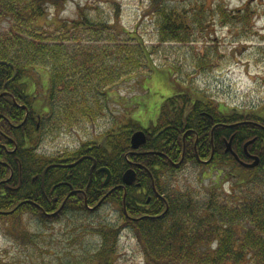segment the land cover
I'll return each mask as SVG.
<instances>
[{
	"label": "trees",
	"instance_id": "trees-1",
	"mask_svg": "<svg viewBox=\"0 0 264 264\" xmlns=\"http://www.w3.org/2000/svg\"><path fill=\"white\" fill-rule=\"evenodd\" d=\"M169 1L152 0L154 13L160 19L159 40L161 43L187 41L192 28L190 12L188 8L178 11L167 8L165 3ZM62 2L0 0V218L8 219L9 227L17 233L21 216L27 212L47 223L65 214L69 206L96 212L101 205L113 202L121 209L120 223L100 224L102 245L96 254H82L74 257L76 261L69 259L67 264H113L111 257L120 227L136 234L150 264H264V192L255 193L261 187L257 173L264 181V118L261 116L227 113L211 100L199 98L192 89L183 91L173 85L174 95L163 104L158 125L145 130L148 140L139 151L131 148V137L142 129L131 132L130 123L108 132L104 142L95 148L86 143L73 153L56 156L39 153L44 124L51 123V115L55 127L61 125L64 116L71 125L83 117L90 122L98 115L101 104L99 100L88 99L107 98L108 94L100 92V88L117 84L121 80L118 71L124 78L141 68L138 52L124 47L112 51L100 47L95 53L77 46L67 51L64 44L76 39L79 30L90 31L91 35L96 30L98 35L104 29L89 18L75 20L69 28L65 23L59 29H49L47 23H41L47 19L43 17L49 8L57 9ZM191 5L195 18H203L202 26L211 21L207 20L210 15L212 19L221 15L220 19L230 24L246 20L251 13L243 9L232 18L221 5L210 9L205 3ZM109 39L115 41L111 36ZM145 53L141 50L140 56ZM212 59L210 53L203 57L202 66ZM39 70H48L50 77L45 99L48 114L40 121L38 130V113L34 111L38 96L28 80L33 81L34 72L40 75ZM93 81L97 85L93 86ZM82 83L89 91L81 93ZM253 139L256 140L248 151L260 158V165L247 169L241 162L250 161L244 148ZM231 140L241 162L227 152ZM183 154L184 161L178 166ZM83 157L89 158L75 167H58ZM207 160L210 162L204 163ZM93 161L97 167L91 177ZM187 162L201 167L217 165L220 172L227 170L224 168L227 166L231 170L226 171L227 177L237 180L234 187L248 191L238 196V200L235 195L221 200L214 195L205 202L185 193L167 194L169 176ZM49 165L56 167L47 172L43 182V173ZM101 168L111 173L107 184V173H99ZM129 169L136 172L137 180L128 187L124 186L123 174ZM48 183H61V186L53 190ZM64 189V194L59 195ZM72 190L83 193L70 195ZM63 201L66 203L61 209ZM22 236L28 238L27 234ZM213 243L216 249L210 252L207 246ZM0 264L4 263L0 261Z\"/></svg>",
	"mask_w": 264,
	"mask_h": 264
},
{
	"label": "rangeland",
	"instance_id": "rangeland-1",
	"mask_svg": "<svg viewBox=\"0 0 264 264\" xmlns=\"http://www.w3.org/2000/svg\"><path fill=\"white\" fill-rule=\"evenodd\" d=\"M191 1L195 5L205 3L208 9L224 6L232 18L243 9L251 13L246 20L230 24L223 22L221 15L213 19L210 15L207 20L211 21L202 26L203 18H195ZM165 4L177 11L188 8L192 28L187 41L160 42V19L154 13L152 0H63L59 8L47 10L43 17L47 19L41 23H47L49 29H59L65 23L69 28L80 18H89L104 29L98 35L96 30L92 35L85 29L79 30L76 39L64 44L67 51L77 46L90 48L95 53L100 47L110 51L124 47L138 52L142 69L138 68L124 78L118 71L117 77L121 80L117 84L100 88V92L108 94L107 98L88 99L99 100L101 104L98 115L90 122L83 117L79 123L71 125L66 123L63 115L65 120L61 119V125L55 127L51 124L55 121L51 115V123L44 124L40 154L73 153L86 143L95 148L104 142L108 132L116 131L124 124H133L131 132L155 127L160 122L161 108L174 95L175 87L183 91L190 88L199 98L211 100L227 113L235 111L264 118V0H171ZM72 33L75 34L73 30ZM141 50L146 55L140 56ZM209 53L213 59L207 66H202L201 59ZM39 71L40 75L34 72L33 81L28 80V83L38 96L35 108L42 113L46 111L42 105L47 108L45 99L48 98L50 73ZM95 83L93 86L97 85ZM80 91H89V87H83L82 83ZM219 167H201L187 162L169 176L166 193H185L201 202L214 195L217 200L233 195L238 200V196L245 195L248 189L234 187L237 180L227 177L226 171L229 173L230 168L224 166L227 170L220 172ZM257 175L261 187L255 189V193H263L264 181ZM120 215V207L113 202L101 205L96 212L69 206L65 214L47 223L38 215L27 212L21 216L19 233L9 227L8 219L0 218V261L4 264H67L69 259L76 261L74 257L82 254L94 256L102 245L99 225L119 224ZM114 246L113 264H150L131 229L120 227ZM207 248L214 252L216 246L213 243Z\"/></svg>",
	"mask_w": 264,
	"mask_h": 264
},
{
	"label": "water",
	"instance_id": "water-1",
	"mask_svg": "<svg viewBox=\"0 0 264 264\" xmlns=\"http://www.w3.org/2000/svg\"><path fill=\"white\" fill-rule=\"evenodd\" d=\"M254 141L255 140L248 142L245 145V150H247L248 146L251 145ZM146 143H147V135H146V133L144 131H137L131 137V148L134 151H138ZM227 152H231L237 158V160H239L238 157L236 156V154L232 150V140L227 145ZM183 158H182L181 162H179L177 164L178 166L182 164ZM82 160H79L77 163H79ZM77 163L73 164L71 167L75 166ZM205 163H209V161H206ZM241 164L244 167H246V168L253 169V168H256V167L259 166L260 159L258 157H253V163H251V164H245V163L242 162ZM94 167H95V165L93 166V168ZM99 172H106L107 173V179L105 181V184H107L109 182V180H110V171L107 168H101L99 170ZM136 180H137V174H136V172L133 169L127 170L124 173V175H123V183H124V186H128V187L129 186H132V185H134V183L136 182Z\"/></svg>",
	"mask_w": 264,
	"mask_h": 264
},
{
	"label": "flooded vegetation",
	"instance_id": "flooded-vegetation-1",
	"mask_svg": "<svg viewBox=\"0 0 264 264\" xmlns=\"http://www.w3.org/2000/svg\"><path fill=\"white\" fill-rule=\"evenodd\" d=\"M43 107H42V109H44V105H42ZM21 107H24V106H21ZM27 107H31L30 105L29 106H27ZM34 111H36V113H38L37 115H36V120H37V129L39 130L40 129V127H39V123H40V121L42 120V118L43 117H47V114H48V108H46L45 107V109H46V111H43L42 113H44V116H43V114L42 113H39V108L37 107V108H35L34 107ZM42 111V110H41ZM161 112H162V108H161ZM161 112H160V117H161ZM26 115H29L28 113H26ZM28 117V116H27ZM157 126V125H156ZM148 135V134H147ZM214 152V151H213ZM245 154H246V158H247V160H250L249 162H246V163H251L253 160H252V156H256V155H254V154H252V153H247V152H245ZM89 158V157H88ZM245 161H246V159H245ZM94 163H96L95 161H93V165H94ZM71 164H73V162L72 163H68V164H63V165H58V167H61L62 169H69L67 166H69V165H71ZM56 166L55 165H49L48 167H47V169L44 171V173H43V179H42V181L44 182V180H45V176H46V174H47V172L50 170V169H52V168H55ZM96 167H97V164H96V166H95V168L93 169V172H92V174H91V168H90V176L92 177L93 176V173H94V170H96ZM37 179V178H36ZM48 184H50L51 185V187H53V190H57L60 186H61V183H55V184H51V183H48ZM64 191H65V189L63 190V191H61V192H58L59 193V195H61V194H64ZM74 191V193H73V195H75L76 193H83V191H81V190H72V192ZM54 203L55 204H58V199L57 198H54ZM33 205V204H32ZM61 205H62V203H61ZM36 207H39L38 205H35Z\"/></svg>",
	"mask_w": 264,
	"mask_h": 264
},
{
	"label": "bare ground",
	"instance_id": "bare-ground-1",
	"mask_svg": "<svg viewBox=\"0 0 264 264\" xmlns=\"http://www.w3.org/2000/svg\"><path fill=\"white\" fill-rule=\"evenodd\" d=\"M253 140H256V139H253ZM253 140H251V141H253ZM255 142V141H254Z\"/></svg>",
	"mask_w": 264,
	"mask_h": 264
}]
</instances>
